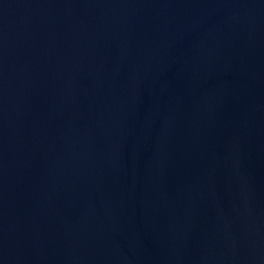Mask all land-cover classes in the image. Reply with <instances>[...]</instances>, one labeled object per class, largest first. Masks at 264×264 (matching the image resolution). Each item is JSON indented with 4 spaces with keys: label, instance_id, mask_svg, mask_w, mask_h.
<instances>
[{
    "label": "water",
    "instance_id": "1",
    "mask_svg": "<svg viewBox=\"0 0 264 264\" xmlns=\"http://www.w3.org/2000/svg\"><path fill=\"white\" fill-rule=\"evenodd\" d=\"M0 264H264V0H0Z\"/></svg>",
    "mask_w": 264,
    "mask_h": 264
}]
</instances>
